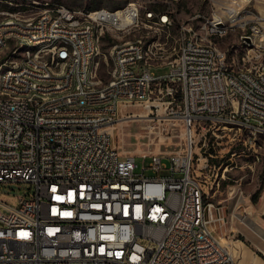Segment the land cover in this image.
<instances>
[{
    "label": "built area",
    "instance_id": "built-area-1",
    "mask_svg": "<svg viewBox=\"0 0 264 264\" xmlns=\"http://www.w3.org/2000/svg\"><path fill=\"white\" fill-rule=\"evenodd\" d=\"M175 1L85 11L37 0L0 9V52L3 33L18 32L14 49L36 36H59V43L24 56L10 51L1 63L23 64V71L0 91V185L26 183L33 191L15 196L16 206L0 199V264H238L216 231L225 216L212 198L227 167L212 163L218 142L209 133L218 136L221 125L234 128L233 120H242L237 129L255 151L253 164L264 154V64L246 65L264 56L255 53L264 47L251 41L261 30L248 26L252 12L237 0H207L224 4V11L194 13L171 28L165 15L178 16ZM232 21L248 27L240 40L255 46L250 56L232 43L241 73L227 68L228 46L213 47L224 31H237ZM146 25H153L151 40L140 37ZM106 28L117 36H107ZM65 36L76 43L71 72H61ZM104 41L117 59L107 80L100 77ZM92 53L100 61L90 69V84H82L80 63ZM126 75H133L134 91H127ZM8 86H21L22 94L8 93ZM146 103L148 113L181 120L182 151L165 157L119 149L113 130L136 119L141 112L134 106Z\"/></svg>",
    "mask_w": 264,
    "mask_h": 264
},
{
    "label": "rangeland",
    "instance_id": "rangeland-1",
    "mask_svg": "<svg viewBox=\"0 0 264 264\" xmlns=\"http://www.w3.org/2000/svg\"><path fill=\"white\" fill-rule=\"evenodd\" d=\"M40 2L49 1V3H60L70 8L91 10L95 8L115 9L121 7L128 1H137L146 7H163L170 0H39ZM239 7H243L246 11H251L250 25L255 23L262 31L256 35L254 41L258 46L264 47V0H237ZM26 3V2H24ZM18 6V5H17ZM12 9L14 10L15 7ZM176 13L178 16H172L174 27L178 26V22L186 20L194 13H204L209 15L215 8L209 5L207 0H177L175 1ZM0 9H6V5L0 2ZM242 10V9H241ZM250 19V18H249ZM248 27H239L233 34L218 39L217 43L221 48L227 45L237 43L240 50L253 54L252 48L240 40L242 34L246 33ZM153 28L140 30V37L146 36V40H151ZM220 40V41H219ZM32 46V44H30ZM14 47V41L9 40V45L4 51L0 52V71L4 69L1 64L9 55ZM25 47L20 50L18 56L22 55ZM250 50V52H249ZM258 50V49H257ZM255 53H264V49H260ZM109 44L105 41L102 44L101 61H107L100 70V77L103 80L108 78V70L111 68V60L109 56ZM256 55V54H255ZM15 56V55H14ZM100 61V54L98 57ZM237 61V60H236ZM240 65L243 64L241 55H238ZM246 65L259 66L264 64V56L251 58L246 61ZM149 104V103H146ZM134 110L146 112L144 105L134 106ZM149 113V119H136V121H119L113 130L116 145L125 154L140 153H156L167 157L176 152L182 151L184 148V129L181 120L178 119H162L161 111L152 109ZM121 122V123H120ZM218 136L209 133L211 140H216L215 154L212 159L216 167L220 165L221 170L227 167V179L223 182L220 190L213 196L212 201L219 203L224 211V222L216 228L217 234L225 243H230L235 253L238 264H264V237L258 236L250 227L245 225L234 213H245L255 220L261 227H264V191L261 192L256 203L251 201L252 194L260 185V178L264 173V154H256L253 164V154L255 151L249 144H244L246 135L237 128L224 127L221 125L216 131ZM210 150H213L210 146ZM222 156V157H221ZM221 157V158H220ZM149 159L144 161L146 165ZM258 161V162H257ZM138 167L136 172H141L143 160L136 158ZM146 175H151L149 171H145ZM33 186L26 183H10L0 185V199L12 206L17 205L15 196L23 195L24 192H32ZM239 203L236 205V202ZM238 207V208H237ZM3 213L8 211L1 208Z\"/></svg>",
    "mask_w": 264,
    "mask_h": 264
},
{
    "label": "bare ground",
    "instance_id": "bare-ground-1",
    "mask_svg": "<svg viewBox=\"0 0 264 264\" xmlns=\"http://www.w3.org/2000/svg\"><path fill=\"white\" fill-rule=\"evenodd\" d=\"M0 2L6 5V9H3V10H13L12 7L17 6V5L35 6V4H37V0H0ZM38 4H45V2H40L38 0ZM49 7H51V9H61L62 4L49 3ZM219 11H224V4H216L215 8L210 12L209 15H206V16L217 17V15L219 14ZM251 20L252 18L248 17V26H257L255 23L250 25ZM165 22H171V28H175L174 21L171 15H165ZM146 27L153 28V25H146ZM239 27H241V22L239 21L230 22V29H238ZM176 28H178V26ZM242 28H245V27H242ZM233 33H235V31H224L223 34L221 35V38H224L227 35H230ZM261 33L262 31L260 32V34ZM106 35L107 36H117V29L106 28ZM141 37H144V36H141ZM145 37H144V40H146ZM12 39H18V32H11V36H10V33H3L4 49L8 47L9 40H12ZM217 40L218 39L213 40V47L221 48L219 44L217 43ZM251 41L253 42L254 39L252 38ZM54 43H59L58 35L36 36V38L34 39H27V40L21 41L19 43V46L16 47V49H14L13 47L12 51H14L15 56H18V54L20 53V50L23 47H25L21 55V56H24V55H27L28 53H31V51H40V49L45 44H54ZM30 44H32V46H30ZM227 46H228V52L225 53V62H227V68H234V73H241V66H234V54L233 53L237 51V44H229ZM227 46L225 48H227ZM65 47L67 48V50L64 51L62 55L61 72H71L73 71V68L75 67V50H76V43L74 41L73 36H65ZM88 47H95V38H88ZM0 50H1V43H0ZM99 54L100 53H92L91 56H88L87 59H83L82 63H80L82 84H90V69L91 67H96V65L98 64ZM109 56H110V53H109ZM110 60H111L110 70H115L117 66V59L110 58ZM3 65L5 67L2 71H0V91L5 90L6 80H11V76H22V71H23V64L4 63ZM126 86H127V91H134L133 75H126ZM26 88H33V81H26ZM8 93L22 94V87L21 86H8ZM40 100H47V92H40ZM144 107L145 109L147 108V111L145 113L141 112L139 115H136L135 116L136 119L137 118H139L138 120L149 119L150 116L148 113L149 112L148 104H146ZM136 119H133L131 121H136ZM233 127L242 128V120H233ZM239 201H241V199H239L236 202V205L239 203ZM234 216L237 217L243 223H245V225L250 227L258 236L264 237V227H261L249 215L245 213H234ZM228 245L230 246V243H228Z\"/></svg>",
    "mask_w": 264,
    "mask_h": 264
},
{
    "label": "trees",
    "instance_id": "trees-1",
    "mask_svg": "<svg viewBox=\"0 0 264 264\" xmlns=\"http://www.w3.org/2000/svg\"><path fill=\"white\" fill-rule=\"evenodd\" d=\"M262 191H264V173H262V175H261L260 185H259L258 189L251 196V201L253 203H256L258 201L259 196H260Z\"/></svg>",
    "mask_w": 264,
    "mask_h": 264
}]
</instances>
